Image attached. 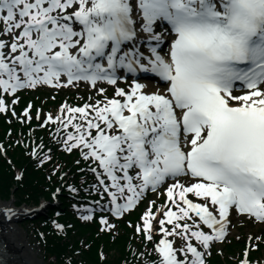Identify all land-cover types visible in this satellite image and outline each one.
Segmentation results:
<instances>
[{
  "label": "snow or ice",
  "instance_id": "obj_1",
  "mask_svg": "<svg viewBox=\"0 0 264 264\" xmlns=\"http://www.w3.org/2000/svg\"><path fill=\"white\" fill-rule=\"evenodd\" d=\"M140 70L164 87L125 74ZM81 84L94 93L57 113L14 107L21 90ZM8 112L53 124L62 148L90 161L95 203L111 216L144 205L128 223L153 245L150 264H208L234 212L264 224V0H0ZM45 146L32 151L40 163L52 159ZM260 241L249 237L239 264Z\"/></svg>",
  "mask_w": 264,
  "mask_h": 264
},
{
  "label": "trees",
  "instance_id": "obj_2",
  "mask_svg": "<svg viewBox=\"0 0 264 264\" xmlns=\"http://www.w3.org/2000/svg\"><path fill=\"white\" fill-rule=\"evenodd\" d=\"M0 140L5 141V134H3V132L1 131ZM7 152L8 155L11 156L14 164L12 163L11 165L6 158L0 155L1 193L6 197L11 194V188H14L12 194L17 199V201L19 200L29 202V200H31L34 203L39 200L41 195L49 198V184L47 182H44L43 177H39L40 173L35 171L34 166H32V164L28 162L29 158L24 156L23 150L21 148H17L16 150H8ZM17 167L24 169V176L22 177L23 179L16 183L18 186L15 185L13 181L15 180V170ZM89 229L91 230V234L88 240L89 242H92V245L89 242H83L80 238L82 234L77 231L68 230V238H62L61 234L56 231L54 226L50 225L47 227H42V232H45L46 236L43 243L44 254L47 256L50 262H60V264H67L66 256L73 254L71 251L72 248H77V250H79L82 255L77 257L73 255L72 259L74 261V264H78V259L84 261L85 264H121V257L123 258L128 254L125 250V244L128 241V236L126 234H123L118 242H112V240H110V236L108 237V235H106L104 239L98 238L99 232L95 227L92 226ZM86 230L87 228L85 229L84 227H81L79 231L86 233ZM101 241H103V243H101ZM85 243H88L90 245L88 249L84 248ZM72 244H74V247L71 246ZM100 246H103V251L107 253V258H103L99 254L98 251ZM113 246H115L116 248ZM111 248H115V251H113L112 253L109 252ZM119 250L122 251V254ZM259 251V253L256 254L264 253V246ZM115 252H118L120 256L117 257L116 254L118 253ZM223 261L224 260H221L220 264H226Z\"/></svg>",
  "mask_w": 264,
  "mask_h": 264
},
{
  "label": "rangeland",
  "instance_id": "obj_3",
  "mask_svg": "<svg viewBox=\"0 0 264 264\" xmlns=\"http://www.w3.org/2000/svg\"><path fill=\"white\" fill-rule=\"evenodd\" d=\"M49 100L50 99H48L47 102ZM43 113H45V111H43ZM4 126H5V128H7L5 124H4ZM12 201H14V200L8 199L6 202L0 201V203L2 202V203L7 204V203L12 202ZM21 206H24V205H21ZM26 209L29 212L31 211L29 208H26ZM22 212H25V211H20L19 214H21ZM19 214H17L15 216L16 219H14L13 221H11L9 223L11 226H15V228L18 230L22 240L25 242L28 249H30V255L28 257L24 258V263L27 264L31 258L34 260V264H47V262L41 258L39 246L35 241L33 233L30 231L29 223L24 222L22 219L18 220L17 216H19ZM30 214H26V215H30ZM133 219L134 218H131L132 221H134ZM243 224L244 225H242L239 228H237V227L232 228L231 227L230 236L231 235H234V236H244L245 235L244 237H246V236H248L247 234L257 235L260 232H264V226L256 225L255 223H250V222H246V221L243 222ZM262 244H263V242L260 241L259 247L262 248ZM220 247L221 246L217 247V249H220ZM223 249H224V247H223ZM228 249H230V248L229 247L225 248L224 252L230 253V251ZM237 251L240 252L241 250H239V248L237 247ZM258 257H259L258 261H257L258 263H259V261L264 262V253L259 254Z\"/></svg>",
  "mask_w": 264,
  "mask_h": 264
},
{
  "label": "bare ground",
  "instance_id": "obj_4",
  "mask_svg": "<svg viewBox=\"0 0 264 264\" xmlns=\"http://www.w3.org/2000/svg\"><path fill=\"white\" fill-rule=\"evenodd\" d=\"M147 90L151 91V85L147 84ZM11 204L0 203V255L3 258H7V263L11 264H25L24 258L30 255V249L26 246L22 240L18 230L15 226L10 225V221L13 220L14 213ZM9 209L11 214L4 215L5 209ZM4 254L9 255L10 259ZM27 264H34V260L30 258Z\"/></svg>",
  "mask_w": 264,
  "mask_h": 264
}]
</instances>
